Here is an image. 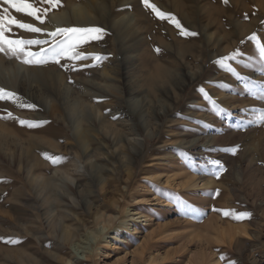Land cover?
<instances>
[{
    "label": "rangeland",
    "instance_id": "1",
    "mask_svg": "<svg viewBox=\"0 0 264 264\" xmlns=\"http://www.w3.org/2000/svg\"><path fill=\"white\" fill-rule=\"evenodd\" d=\"M150 2L198 35H179L141 0H61L45 25L10 9L47 31L55 23L107 35L81 46L89 59L76 71L0 54V88L20 97L0 101V264H264V124L254 123L264 61L249 40L264 44V0ZM236 51L244 55L227 62L236 74L215 63ZM212 160L224 167L219 178ZM190 174L197 185L187 188Z\"/></svg>",
    "mask_w": 264,
    "mask_h": 264
},
{
    "label": "snow or ice",
    "instance_id": "2",
    "mask_svg": "<svg viewBox=\"0 0 264 264\" xmlns=\"http://www.w3.org/2000/svg\"><path fill=\"white\" fill-rule=\"evenodd\" d=\"M223 2L227 4L228 0H223ZM141 3L144 8L150 10L157 19L173 24L175 28L179 30V35L183 37H195L198 35L197 32L189 31L185 28L171 13L161 11L154 3H151L150 0H141ZM3 4L6 5V7L0 9V54L9 59L14 58L27 66H46L48 64H55L64 68L66 71H76V61L89 59L88 55L80 51L81 46L93 40H101L107 35L105 29L97 26L57 27L53 31H47L46 28L36 26V24L22 22L10 13V9H12L16 13H21L26 17L32 18L34 21L38 22L39 25H45L49 12L53 9L62 7L61 0H3ZM13 27L22 29L28 33L40 34L47 38H11L12 35H15L12 33ZM249 40L257 42L256 48L259 52L260 59L264 61V44L259 42L256 34H253ZM34 48H38V50H33ZM156 51H159V49ZM243 55L244 53L242 51H236L228 56L221 57L219 60L215 61V63L220 65L226 72L236 74V70L227 62L236 60ZM91 58L95 62H100L104 59V57L100 55H93ZM62 61H70L71 63H62ZM88 66L93 65H84V67ZM198 91L204 100L209 101L213 108L216 107V101L212 100L210 94L206 92L204 88H200ZM4 100L18 102L20 97L14 92L0 88V101ZM19 106L29 109L35 108L34 104L21 103ZM11 116L12 114L8 113V117ZM43 123L46 122L19 120L20 125H26L29 128L39 127ZM254 123L264 124V110L260 111L258 119ZM238 147L239 146L231 149L233 155L236 154ZM46 159H51L52 163L55 164L63 158L46 156ZM210 163L217 169L214 175L219 178L220 173L224 171L222 163L219 160H212ZM213 211H222L224 216H231L237 221L250 219L252 215L247 211L238 213L233 210L213 209ZM6 242L12 244L18 243V241L12 240L11 238Z\"/></svg>",
    "mask_w": 264,
    "mask_h": 264
},
{
    "label": "bare ground",
    "instance_id": "3",
    "mask_svg": "<svg viewBox=\"0 0 264 264\" xmlns=\"http://www.w3.org/2000/svg\"><path fill=\"white\" fill-rule=\"evenodd\" d=\"M79 14H84L85 13V10L84 9H80L79 11ZM59 13H52L51 15H49L50 17H49V19H51V17L52 18H54L56 15H58ZM53 23H54V21H53ZM66 23L67 24H70L71 22L70 21H66ZM54 25L56 26V27H60V24H55L54 23ZM188 42V41H187ZM193 48V47H192ZM188 49V48H187ZM157 68V67H156ZM158 70H159V68H158ZM161 75L163 76V75H165V76H168V71L166 70V71H164L163 69H161ZM171 73V72H170ZM183 75V80H185V81H188V80H191L192 78H193V76L192 75H189V73H187V72H185V73H183L182 74ZM125 77V76H124ZM124 79V78H123ZM96 83H98V82H94V85H91L92 86V88L94 89V90H96V91H98L99 93H103L104 92V90L100 87V85L99 84H96ZM185 84V83H184ZM182 87H183V82L181 81V84H180ZM90 86V85H89ZM130 94H131V92H129ZM127 110H128V113H129V115L132 117V119H133V121H135V124H139L140 125V122H139V120L137 119V114H138V112H137V109L136 108H127ZM159 114V113H158ZM3 134V133H2ZM197 143H192L191 144V148H196L197 147ZM1 149V148H0ZM24 151V150H23ZM185 182V181H184ZM183 182V183H184ZM195 185H197L196 183H195V178H194V176L193 175H189L188 176V179H187V181H186V185H185V187H187V188H190V187H193V186H195ZM151 232V231H150ZM161 257V256H160ZM158 255L156 256V255H153L152 257H150V262H153V261H155L156 262V260H159V259H161ZM202 259H203V256H200ZM163 259H165V257L164 258H162L161 260H163ZM197 260V259H196ZM149 262V263H150ZM197 263H198V261H196Z\"/></svg>",
    "mask_w": 264,
    "mask_h": 264
}]
</instances>
